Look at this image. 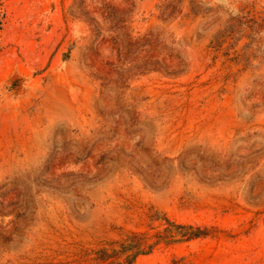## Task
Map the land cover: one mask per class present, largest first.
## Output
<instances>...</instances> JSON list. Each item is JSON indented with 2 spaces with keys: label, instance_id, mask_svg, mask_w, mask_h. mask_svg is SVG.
I'll return each mask as SVG.
<instances>
[{
  "label": "rangeland",
  "instance_id": "rangeland-1",
  "mask_svg": "<svg viewBox=\"0 0 264 264\" xmlns=\"http://www.w3.org/2000/svg\"><path fill=\"white\" fill-rule=\"evenodd\" d=\"M264 264V0H0V264Z\"/></svg>",
  "mask_w": 264,
  "mask_h": 264
},
{
  "label": "trees",
  "instance_id": "trees-1",
  "mask_svg": "<svg viewBox=\"0 0 264 264\" xmlns=\"http://www.w3.org/2000/svg\"><path fill=\"white\" fill-rule=\"evenodd\" d=\"M151 220L152 222H162L164 226L162 235L157 236L158 241L155 244H149L145 236L127 235L118 250L99 251L100 259L106 261L123 259L124 264H134L139 257L152 254L155 247L161 243L178 244L207 236L206 230L201 227L178 224L159 214L153 215Z\"/></svg>",
  "mask_w": 264,
  "mask_h": 264
}]
</instances>
